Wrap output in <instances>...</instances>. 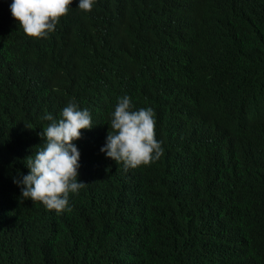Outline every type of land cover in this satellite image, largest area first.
<instances>
[{
	"label": "trees",
	"instance_id": "obj_1",
	"mask_svg": "<svg viewBox=\"0 0 264 264\" xmlns=\"http://www.w3.org/2000/svg\"><path fill=\"white\" fill-rule=\"evenodd\" d=\"M78 5L40 39L0 19V264H264V0ZM124 95L163 148L135 169L101 152ZM71 100L93 127L57 213L15 181Z\"/></svg>",
	"mask_w": 264,
	"mask_h": 264
},
{
	"label": "clouds",
	"instance_id": "obj_2",
	"mask_svg": "<svg viewBox=\"0 0 264 264\" xmlns=\"http://www.w3.org/2000/svg\"><path fill=\"white\" fill-rule=\"evenodd\" d=\"M94 2L79 0L78 8L90 12ZM72 3L73 0H12L7 15L0 19L10 24L17 21L24 34L31 38H45L55 31ZM43 119L50 121L39 133L43 146L26 158L25 165L30 171L15 183L21 187L24 200L42 203L49 211L62 213L70 210V193H78L85 186L78 179L80 151L74 142L81 138L83 130L93 127L92 118L87 109L80 110L71 100L59 119L52 114H46ZM108 125L110 130L101 152L118 165L123 163L126 169H135L150 165L163 155L151 107L132 110V98L124 95L118 98Z\"/></svg>",
	"mask_w": 264,
	"mask_h": 264
}]
</instances>
